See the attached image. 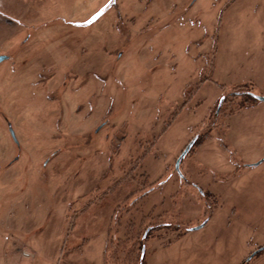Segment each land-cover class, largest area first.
I'll return each instance as SVG.
<instances>
[{
	"label": "rangeland",
	"instance_id": "1",
	"mask_svg": "<svg viewBox=\"0 0 264 264\" xmlns=\"http://www.w3.org/2000/svg\"><path fill=\"white\" fill-rule=\"evenodd\" d=\"M0 55V264H264V0H0Z\"/></svg>",
	"mask_w": 264,
	"mask_h": 264
},
{
	"label": "water",
	"instance_id": "2",
	"mask_svg": "<svg viewBox=\"0 0 264 264\" xmlns=\"http://www.w3.org/2000/svg\"><path fill=\"white\" fill-rule=\"evenodd\" d=\"M7 58H8L7 55H0V63H1L3 60L7 59ZM254 97L257 98V99H259V100H264V96L254 95ZM224 99H225V96L221 97V99H220V101H219V104H218V110H217V111L220 110V108H221V106H222V103H223ZM9 130H10V133H11L13 139H14L15 141H17L16 135H15V132H14V130H13V127H12L11 123H9ZM197 138H198V136H195V137H194V138H193V139L187 144V146H186L185 149L182 151V153L178 156V158H177V160H176V165H175L176 170H177L178 172L181 173V168H180L181 162H182L183 158H184V157L188 154V152L191 150V148L194 146V144H195ZM261 161H262V160H261ZM261 161L257 162L256 164H259ZM205 223H206V220H205L203 223H201L200 225H198L197 227H189L188 229H189V230L197 229V228H199V227H202ZM263 248H264V247H263ZM263 248H260V250L263 249ZM144 250H145V249H144V247H143V253H144Z\"/></svg>",
	"mask_w": 264,
	"mask_h": 264
},
{
	"label": "trees",
	"instance_id": "3",
	"mask_svg": "<svg viewBox=\"0 0 264 264\" xmlns=\"http://www.w3.org/2000/svg\"><path fill=\"white\" fill-rule=\"evenodd\" d=\"M107 252V251H106ZM143 261H142V263L141 264H144V259H142ZM105 264H110V262L109 261H107L106 259H105Z\"/></svg>",
	"mask_w": 264,
	"mask_h": 264
},
{
	"label": "crops",
	"instance_id": "4",
	"mask_svg": "<svg viewBox=\"0 0 264 264\" xmlns=\"http://www.w3.org/2000/svg\"><path fill=\"white\" fill-rule=\"evenodd\" d=\"M207 221V220H206ZM105 255H106V252H105ZM105 259H106V256H105Z\"/></svg>",
	"mask_w": 264,
	"mask_h": 264
}]
</instances>
